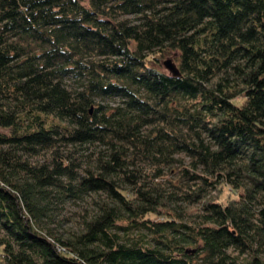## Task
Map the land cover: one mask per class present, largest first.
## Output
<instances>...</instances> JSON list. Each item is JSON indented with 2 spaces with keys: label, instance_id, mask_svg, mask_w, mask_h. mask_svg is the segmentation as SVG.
<instances>
[{
  "label": "trees",
  "instance_id": "16d2710c",
  "mask_svg": "<svg viewBox=\"0 0 264 264\" xmlns=\"http://www.w3.org/2000/svg\"><path fill=\"white\" fill-rule=\"evenodd\" d=\"M0 264H264V0H0Z\"/></svg>",
  "mask_w": 264,
  "mask_h": 264
},
{
  "label": "rangeland",
  "instance_id": "374dc122",
  "mask_svg": "<svg viewBox=\"0 0 264 264\" xmlns=\"http://www.w3.org/2000/svg\"><path fill=\"white\" fill-rule=\"evenodd\" d=\"M164 61H171L172 63H175V56H167L163 59H160L159 61V69L161 72L166 75H171L163 66ZM237 104H240V102H237ZM222 193L223 194L220 196L221 202H228L230 200L231 193H229L227 190ZM94 201H97V198L94 196L77 200L75 202L69 201L65 205L60 206V208L55 211L57 216L51 218L53 221H50L51 219L47 220L46 222L43 221V224L45 228L50 230L54 236L68 239L72 233L77 234L82 231V218L87 215L90 216L94 211ZM189 213L192 212L189 211ZM154 218L156 219V217Z\"/></svg>",
  "mask_w": 264,
  "mask_h": 264
},
{
  "label": "bare ground",
  "instance_id": "6f19581e",
  "mask_svg": "<svg viewBox=\"0 0 264 264\" xmlns=\"http://www.w3.org/2000/svg\"><path fill=\"white\" fill-rule=\"evenodd\" d=\"M151 60V59H150ZM166 62L167 61H164L163 62V66L165 67V69L171 74V76L172 75H174L176 72H177V63H176V61H175V63H172L171 61V63L174 65V69L173 70H170L165 64H166ZM159 67H160V65H159ZM170 76V75H169Z\"/></svg>",
  "mask_w": 264,
  "mask_h": 264
},
{
  "label": "water",
  "instance_id": "95a60500",
  "mask_svg": "<svg viewBox=\"0 0 264 264\" xmlns=\"http://www.w3.org/2000/svg\"><path fill=\"white\" fill-rule=\"evenodd\" d=\"M165 65H166L170 70H173V69H174V65H173L170 61H167Z\"/></svg>",
  "mask_w": 264,
  "mask_h": 264
}]
</instances>
